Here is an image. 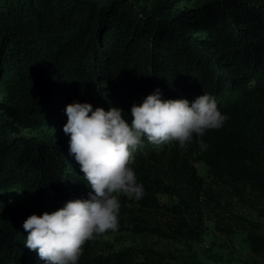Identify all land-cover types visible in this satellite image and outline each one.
Listing matches in <instances>:
<instances>
[{
    "label": "trees",
    "instance_id": "trees-1",
    "mask_svg": "<svg viewBox=\"0 0 264 264\" xmlns=\"http://www.w3.org/2000/svg\"><path fill=\"white\" fill-rule=\"evenodd\" d=\"M156 89L190 101L211 93L230 119L205 133L206 150L199 139L181 148L145 137L131 165L143 198L118 194L120 226L107 233H147L191 251L211 217L221 234L244 232L251 250L264 253V229L222 207L194 166L204 163L230 198L264 202V0H201L192 9L170 0H0V192L38 204L0 215V264H46L25 246L24 221L92 191L69 151L66 106L114 105L130 122L133 104ZM160 194L175 204L162 205ZM134 210L163 215L149 224ZM79 264L205 263L152 247L98 254L89 240Z\"/></svg>",
    "mask_w": 264,
    "mask_h": 264
},
{
    "label": "clouds",
    "instance_id": "clouds-1",
    "mask_svg": "<svg viewBox=\"0 0 264 264\" xmlns=\"http://www.w3.org/2000/svg\"><path fill=\"white\" fill-rule=\"evenodd\" d=\"M65 134H70L69 151L84 173L88 198L69 200L52 212L32 213L23 223L28 232L25 246L38 252L46 264H79L84 245L97 235L119 229L121 201L125 194L139 201L144 186L138 180L134 153L144 138L157 146L176 141L181 148L202 139L209 129L222 128L230 119L217 98L203 93L194 100L164 99L159 89L142 103L133 104L132 119L124 109L94 107L79 100L66 106Z\"/></svg>",
    "mask_w": 264,
    "mask_h": 264
},
{
    "label": "rangeland",
    "instance_id": "rangeland-1",
    "mask_svg": "<svg viewBox=\"0 0 264 264\" xmlns=\"http://www.w3.org/2000/svg\"><path fill=\"white\" fill-rule=\"evenodd\" d=\"M142 6H148L155 0H130ZM198 1L201 0H170L174 8L192 9ZM206 37V34H200ZM3 98L0 96V101ZM19 127L18 125H16ZM22 134L27 136H37V132L29 130H21ZM197 173L204 178V187L208 190H216L221 193L218 196L221 206L228 208L229 212L242 215L244 218L251 220L264 229V202L255 204V207L249 203L239 201L237 198H230L224 191V188L213 182L207 176V167L204 163L194 164ZM162 205L172 206L176 200L167 195L160 194L158 196ZM39 202V200H36ZM36 202L28 200L26 197L18 193L0 192V215L9 213L14 209L32 208L36 206ZM215 207L216 205L213 204ZM264 210V209H263ZM135 215H143L144 220L152 224L155 218H160L163 212H150L134 210ZM211 216L213 212H209ZM168 218L164 215V221ZM93 245L94 252L98 254H106L109 252L119 251L127 247L148 248L152 247L159 251H168L176 254H195L197 259L205 264H264V253H254L247 241V235L238 231L234 235L227 236L216 230V224L211 217H207L203 224L201 240L199 242L190 243L191 251H188L187 245L184 243H176L172 241L162 240L159 237L147 233L136 234L133 232H110L101 234L90 240Z\"/></svg>",
    "mask_w": 264,
    "mask_h": 264
}]
</instances>
